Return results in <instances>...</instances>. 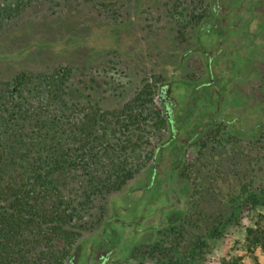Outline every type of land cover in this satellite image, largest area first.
Returning <instances> with one entry per match:
<instances>
[{"label": "rangeland", "instance_id": "1", "mask_svg": "<svg viewBox=\"0 0 264 264\" xmlns=\"http://www.w3.org/2000/svg\"><path fill=\"white\" fill-rule=\"evenodd\" d=\"M240 1L221 42L199 36L213 0H0V264H68L129 192L161 199L117 264H264V0ZM209 63L223 90L171 140L161 86L179 81L184 122ZM171 203L183 219L148 229Z\"/></svg>", "mask_w": 264, "mask_h": 264}, {"label": "trees", "instance_id": "2", "mask_svg": "<svg viewBox=\"0 0 264 264\" xmlns=\"http://www.w3.org/2000/svg\"><path fill=\"white\" fill-rule=\"evenodd\" d=\"M19 90V89H18ZM19 95L21 96V94L23 93V90H19ZM25 118V116H22ZM16 132V131H15ZM18 134H20L18 131L17 133H15V135L13 136H17ZM16 149L13 151V158L16 159L18 157ZM4 150H2L3 153ZM21 156V153H20ZM57 153L52 151V152H48L46 154V158H51L54 160L53 157H56ZM43 158V157H40ZM64 158V157H62ZM63 163L65 162V159L62 160ZM59 161V162H62ZM43 162H46L43 160ZM65 164V163H64ZM157 168L154 167L152 175L150 178L156 177L157 175ZM51 172H44L41 175V172L38 169H35V173L32 174V177L34 179H37L38 176H40V180L41 179H47V178H51V175H49ZM44 174V175H43ZM0 178H2V173H0ZM98 179V178H97ZM149 179V178H148ZM2 180H0L1 182ZM44 181V180H43ZM108 181H112V178L109 179H103V178H99L97 180V184H100V188L97 191L103 190V188H105L107 186V182ZM9 188H18V194L17 197L18 199H15L14 202L16 203H20V197L22 194V186H19L17 184H8ZM8 185L6 186L5 189L8 188ZM0 186H3L0 183ZM12 186V187H11ZM5 187V186H3ZM11 190V189H10ZM172 190H174V187H172ZM181 191H183L182 193L185 194L186 193V189L185 188H181ZM178 193V191H177ZM130 194V192H129ZM128 194V196L126 197V201H120L117 198H114L111 203H110V209H109V217L106 220V222L104 223L102 229L96 233V235H94L93 237H88L83 239V241H81V243L79 244L78 250L76 251L75 255L69 259L68 264H117L118 262H120L123 258L120 256V254L122 253V249L124 248V245L128 242H130L133 239L137 238V235L139 232L145 230V228L142 226V221L147 218L149 215L154 214L153 210H154V206L156 204L159 203V200L161 199V195H157V196H152L151 198H149L148 200H137L135 198H131V196ZM20 196V197H19ZM130 198V202H131V206L128 205L127 203V199ZM256 198V197H254ZM260 198V196H259ZM179 198H177L178 202ZM258 199L254 200L257 201ZM260 200V199H259ZM129 202V200H128ZM260 202H262V204H264V194H261V201H258L257 204H259ZM174 203V202H173ZM18 206V205H17ZM46 212H43L41 214V216L43 214H45ZM57 214H55V216H57L58 220H61V218H64L62 216V214H60V212H56ZM47 215V213L45 214ZM184 217V211L182 209H177L176 207H174L171 204L167 205L166 207H163L160 214H159V223L157 225L154 226H150L148 227V229H158L160 226L164 225V224H175L179 221H181ZM130 230L129 232L127 230ZM214 231L216 232V234H218L219 231V226H216L213 228V233ZM247 231L249 233H252L253 230L251 228L247 229ZM72 241V246L71 248H73V246L76 244L77 242V238H72L70 237ZM89 240H92L90 243V253L87 254L86 256H84L83 258H80L78 256V253H80V251L84 250L87 248V243ZM195 250V249H194ZM71 253V252H70ZM92 259L96 260L98 259L99 262L98 263H93L91 262ZM71 260V261H70ZM80 260V262H79Z\"/></svg>", "mask_w": 264, "mask_h": 264}, {"label": "flooded vegetation", "instance_id": "3", "mask_svg": "<svg viewBox=\"0 0 264 264\" xmlns=\"http://www.w3.org/2000/svg\"><path fill=\"white\" fill-rule=\"evenodd\" d=\"M220 1L228 2V6L224 8L225 14L223 17L220 15L221 7H222L220 6L221 4ZM234 1L235 0H213V3L211 4V6H209L212 12L211 16L208 17L209 19H206L205 21H203L201 27L199 28L201 32L199 36L201 38L203 36L207 37V35H209L211 37H215L216 39L217 37H219L218 39L219 41L222 40L221 38H223V40L221 41L223 42L226 38V35H228L231 29H236L239 26H242L244 24V18L242 17V15L240 17V14L237 12L238 10L247 9L245 8L246 6H244L247 0L240 1V2H243L242 4L244 7H242L241 5L235 7L234 4L233 5L231 4V2H234ZM197 50H199L202 53V55H204L203 50L201 49H197ZM183 57L186 59L187 55L184 54ZM209 57L211 58V61H212L213 60L212 57L211 56ZM206 61H209V60H207L206 58ZM208 67L210 68V72H209V76L207 77L206 85H204V87H201V88L199 86H195L197 89L194 87L192 91L193 93L190 94L191 97L188 99L186 104L184 103L187 106L188 113H189L185 115L184 122H181L182 120L180 121V119L182 118L181 109L183 108V104H182V97H180V94L178 93L179 91L178 82L179 81L175 79L176 77L174 75L172 80L162 84L161 95H158V97L159 99H161L162 104L165 107V117L171 129V135H170L171 140L177 138V126H180V125L184 126V124L186 123H188L189 125L190 124L189 120L191 119L190 115H194L196 114L195 112L198 111V105L201 99L200 91L206 90L208 86H212V85H216L217 90L219 91L223 90V87H224L222 84L223 80L221 79L217 80L216 72L213 71L212 63H209ZM154 167L157 168V165H154Z\"/></svg>", "mask_w": 264, "mask_h": 264}]
</instances>
